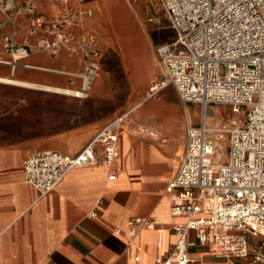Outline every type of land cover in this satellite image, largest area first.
<instances>
[{"label":"built area","instance_id":"built-area-1","mask_svg":"<svg viewBox=\"0 0 264 264\" xmlns=\"http://www.w3.org/2000/svg\"><path fill=\"white\" fill-rule=\"evenodd\" d=\"M19 1L0 0V12L11 22L16 15H34L32 25H43V18L35 16L36 2ZM56 1L66 10L53 23L55 38L40 43L38 50L54 55L63 48L82 55V70L71 76L81 79L82 89L76 94L83 97L100 69V37L89 32L77 39L65 29L93 11L87 8L73 13L71 0ZM159 3L174 38L157 48L165 80L152 85L150 92L172 83L186 107L187 123L185 150L168 186L173 194L170 215L185 221L173 224L176 241L157 264L194 263L189 254L194 244L191 232L215 253L264 264V0ZM2 46L13 56L24 51L10 36H4ZM190 103L201 106L197 123L191 120ZM212 104L242 113L243 123L226 131L212 129L207 123ZM129 118L130 112L114 117L73 156L52 149L28 151L23 160L25 182L44 196L73 169L102 166L108 171L107 179L116 180L121 172L117 166L120 133ZM225 133L223 159L219 141ZM160 224L157 218L133 217L128 221L129 237Z\"/></svg>","mask_w":264,"mask_h":264},{"label":"crops","instance_id":"crops-1","mask_svg":"<svg viewBox=\"0 0 264 264\" xmlns=\"http://www.w3.org/2000/svg\"><path fill=\"white\" fill-rule=\"evenodd\" d=\"M34 1L37 4L35 16L44 20L40 26L32 25L34 15H16L11 22L0 12V264L47 261L55 264H157L176 241L173 224L185 221L183 217L170 215L173 194L168 186L176 176L186 146V107L182 110L179 103L170 98L162 100L157 111L148 112L142 120L159 135L144 133L141 137L139 133L143 132L135 129L131 144L125 150L123 133L131 127L132 117L126 120L120 133L121 155L117 166L121 172L116 180H108V171L102 166L73 169L52 192L41 196L25 182L23 160L28 151L52 148L2 144L1 122L6 120L2 119V110L10 105L22 106L34 98L32 90H41L44 91V121L48 120L46 115H62L64 111L54 107L63 102L59 98L63 93L45 87L81 90V79L71 74L82 70L83 57L63 48L54 55L38 50L40 43L55 38L57 31L53 23L66 7L56 0ZM119 1L126 2L130 13L135 14L128 0H84L82 4L71 0L69 9L73 13L90 8L93 14L76 19L65 31L77 39L89 32L99 35L100 69L96 78L111 56L112 33L118 45L120 66L125 71L122 78L128 83L134 76L129 72L138 56L135 52L128 53L119 42L120 31L115 21ZM138 19L145 34V26L139 16ZM4 36L12 37L16 46L24 50L19 57L5 51ZM6 79L16 82L2 81ZM97 86L100 81L95 79L85 96H73L85 99ZM125 112L113 113L76 151L52 150L76 155L103 126ZM190 117L193 120L191 114ZM60 131L46 130L44 137L57 136ZM101 150L99 146L98 151ZM133 217L157 218L161 229L143 228L131 238L128 221ZM191 239L194 244L189 254L195 261L192 264H248L241 258L215 253L211 245L197 241L194 232Z\"/></svg>","mask_w":264,"mask_h":264},{"label":"rangeland","instance_id":"rangeland-1","mask_svg":"<svg viewBox=\"0 0 264 264\" xmlns=\"http://www.w3.org/2000/svg\"><path fill=\"white\" fill-rule=\"evenodd\" d=\"M128 2L135 14L130 13L131 9L126 5V2L122 1L132 16L130 25L135 39V54L138 56V60L129 72V75L132 72L134 75L131 80L126 83L122 78L125 71L120 66L118 45L111 33L113 41L111 56L105 62L99 78H96L97 81H100V86H97L92 94L85 99L60 94L59 98L63 102L54 108L58 111L63 110L64 113L62 115L59 113L58 116L55 114L46 115L47 121H44V91L32 90L34 98L30 101L24 102L22 106L13 107L10 105L7 107L8 109L2 110V119H6L1 122V127L4 130L1 137L2 144L23 145L31 149L55 148L73 152L82 147L93 132L98 130L113 113L129 111L130 117H132V128H126L123 133L126 150L131 144L130 137L135 133V129L138 132H143L139 133L141 137L144 133L153 135L155 132L157 136L159 135L145 123L143 124L142 120L145 119L148 112H156L162 100L166 98L175 100L183 110L184 105L172 83H168L154 94L150 92V87L154 82L165 80L164 67L158 56L157 48L161 43L174 38V33L167 25L168 22L159 0H128ZM138 16L145 26V34L142 32ZM158 19L159 22H157ZM119 39L121 46L128 52L120 34ZM132 53L134 54V52ZM66 81L68 82V79ZM188 107L192 121L197 123L201 106L197 103H190ZM207 112L209 117L207 123L213 129L226 131L235 125H241L244 120L242 113L234 112L227 105L212 104L208 106ZM56 129L65 131H60L57 136L44 137L46 130ZM219 142L222 146L220 148L222 158L225 159L226 150L224 148L227 143V133Z\"/></svg>","mask_w":264,"mask_h":264},{"label":"bare ground","instance_id":"bare-ground-1","mask_svg":"<svg viewBox=\"0 0 264 264\" xmlns=\"http://www.w3.org/2000/svg\"><path fill=\"white\" fill-rule=\"evenodd\" d=\"M116 17H115V21H116V27L119 29V34L120 36L122 37V39L124 40L126 46H127V49H128V52H135L136 50V46H135V39H134V36L132 34V27L130 25V21H131V15L130 13L126 10L125 6L123 5L122 2L119 1V4L116 6ZM138 14V13H137ZM21 53L23 52H18L16 54H14L15 58L19 57L21 55ZM138 75V74H137ZM141 80V79H140ZM2 81H6V82H13L15 83L16 81H13V80H2ZM158 83V82H157ZM156 82L153 83V85H156L157 84ZM159 89H161L160 86H158ZM157 87V88H158ZM45 89H48V90H54V91H58L59 93H63L65 95H74V96H78L80 97V94H76L77 92L74 91V89H71V88H68V87H49V86H46ZM144 103V102H143ZM137 106V105H136ZM139 108V107H138ZM145 110V109H144ZM198 116V115H197ZM198 118V117H197ZM154 136H156L157 134L154 132L153 133ZM127 143H128V140H127ZM131 164V163H130ZM165 168V167H163ZM168 170V169H167ZM160 174V173H159ZM158 183V182H157ZM152 184V183H150ZM149 184V185H150Z\"/></svg>","mask_w":264,"mask_h":264}]
</instances>
